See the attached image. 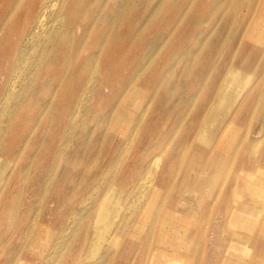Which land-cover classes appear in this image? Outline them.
Masks as SVG:
<instances>
[{
  "label": "rangeland",
  "instance_id": "obj_1",
  "mask_svg": "<svg viewBox=\"0 0 264 264\" xmlns=\"http://www.w3.org/2000/svg\"><path fill=\"white\" fill-rule=\"evenodd\" d=\"M174 260L264 264V0H0V264Z\"/></svg>",
  "mask_w": 264,
  "mask_h": 264
},
{
  "label": "bare ground",
  "instance_id": "obj_2",
  "mask_svg": "<svg viewBox=\"0 0 264 264\" xmlns=\"http://www.w3.org/2000/svg\"><path fill=\"white\" fill-rule=\"evenodd\" d=\"M53 6H55L54 4H53ZM48 8V7H47ZM41 17V16H40ZM40 17H39V19H40ZM39 22V21H38ZM41 23H42V21H41ZM44 24V23H43ZM41 25V24H40ZM43 26V25H42ZM36 28V27H35ZM42 33V32H41ZM32 38V37H31ZM34 39V38H33ZM31 59V58H30ZM28 60V59H27ZM28 61H30V60H28ZM158 165V164H157ZM154 168V167H153ZM149 172V171H148ZM215 172H216V170H215ZM205 174V173H204ZM216 174V173H215ZM214 174V175H215ZM152 175V174H151ZM150 175V176H151ZM149 176V175H148ZM205 176V175H204ZM213 179V178H212ZM142 180V179H141ZM141 182V181H140ZM199 182V181H198ZM140 184V183H139ZM141 186V185H140ZM189 186V185H188ZM190 187V186H189ZM141 188V187H140ZM187 188V187H186ZM208 188V187H207ZM197 191V190H196ZM196 191H195V193H196ZM206 191V190H205ZM188 192H189V190H188ZM185 194V193H184ZM202 197V196H201ZM180 199V198H179ZM189 200V199H188ZM195 203V202H194ZM192 206V205H191ZM194 206V205H193ZM190 208V207H189ZM188 212V211H187ZM251 215V214H250ZM250 215H248V216H250ZM171 226V225H170ZM169 229V228H168ZM181 260V259H180ZM182 261V260H181ZM172 264H181V262L180 261H178V260H174V261H172L171 262Z\"/></svg>",
  "mask_w": 264,
  "mask_h": 264
}]
</instances>
